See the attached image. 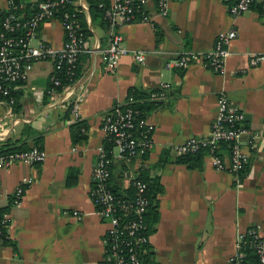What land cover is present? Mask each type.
Returning <instances> with one entry per match:
<instances>
[{"label": "crops", "instance_id": "crops-1", "mask_svg": "<svg viewBox=\"0 0 264 264\" xmlns=\"http://www.w3.org/2000/svg\"><path fill=\"white\" fill-rule=\"evenodd\" d=\"M144 1L148 20L121 28L122 45L143 51L144 63L128 55L116 68L107 69L101 53L109 31L86 17L91 35L84 40L86 51L79 56L83 74L71 96L81 97L78 115L87 126L84 139L72 140V121L63 101L66 89L49 88L52 61L33 64L12 111L0 105V144L13 138L18 145L40 146L46 152L45 160L32 166L0 167V208L8 207L10 221V240L0 245V264H100L106 226L96 214L89 189L98 148L107 143L102 118L126 101L133 87L150 93L166 85L165 98L146 114L145 122L152 126L150 149L127 159L111 145L110 179L126 190L141 173L159 176L158 219L148 235L155 263L231 264L240 234L259 226L264 235V60L249 65L251 54L264 52L259 1L236 17L228 11L236 0H172L166 16L157 13L155 0ZM83 4L84 0L75 2ZM6 5L0 0V12ZM228 29L237 36L228 45L221 72L198 61L184 68L175 64L182 51L211 49L218 33ZM38 36L53 48L63 42L56 21L43 23ZM220 93L243 113L249 129L241 138L248 157L242 177L214 169L209 155L199 168L175 162L176 145L188 137L209 135ZM25 177H31L32 184L18 202L10 203Z\"/></svg>", "mask_w": 264, "mask_h": 264}, {"label": "built area", "instance_id": "built-area-1", "mask_svg": "<svg viewBox=\"0 0 264 264\" xmlns=\"http://www.w3.org/2000/svg\"><path fill=\"white\" fill-rule=\"evenodd\" d=\"M9 13L3 18L0 32V105L11 109L15 104L14 92L20 87L31 71L33 64L42 60L52 61L53 74L62 72L67 84L63 86L66 93L63 101L69 111V118L75 121L79 118L78 108L81 100L80 94L71 100L74 94V85L79 79H74L75 67L81 53L86 51L83 44V35L77 29L75 12L60 11L65 5H75L76 0H42L36 5V11L24 19L18 11L23 9L25 2L5 0ZM172 0H155L157 13L166 16L168 4ZM255 0H236L229 6V14L236 17L250 9ZM261 13L264 14V0H258ZM83 9L86 6L82 5ZM146 11L144 0H114L105 9L104 18L108 21L109 41L102 50L101 56L107 69L116 68L123 56H131L137 62L144 63L146 54L122 45L123 34L121 28L136 18V12ZM144 16L141 21L148 20ZM56 21L63 31V42L58 48H53L42 40H38L39 28L43 23ZM237 36L234 29L220 31L214 45L207 51L186 50L180 53L175 64L178 67H187L193 62H201L215 72L224 69L226 58L229 55L228 45ZM264 60V52L254 53L249 57V65L257 66ZM55 91L62 80L55 74L50 78ZM166 85L151 95V99L165 98ZM136 101L133 95L124 102L117 103L107 111L102 118V130L106 141H109L118 150L120 157L133 158L148 150L152 146V126L142 120L138 125L143 129L139 136L135 134V115L137 111L132 107L121 108L122 104ZM10 111V112H11ZM0 125L3 121L0 120ZM249 133L244 126L243 113L234 106L225 93H220L216 101V114L211 124L210 133L204 139L209 145L208 155L214 169L232 174L238 173L248 162V157L242 151L241 138ZM198 137H188L184 142L176 145V155L196 151L200 146ZM220 141H228L229 153L216 155ZM46 158V152L40 146H32L27 150L12 151L0 154V167H9L16 163L35 165ZM112 150L100 146L97 151V162L93 172V183L89 194L96 214L104 222L106 228L103 235V255L100 264H142L141 249L148 242L144 234L146 229L145 214L149 205L146 194L147 184L141 179H133L132 198L117 197L110 188V165ZM33 179L25 177L17 185L14 202H18L24 190L31 185ZM130 214H133L129 218ZM8 218L7 214L3 215ZM245 235L253 237V247L258 257L257 264H264V235L259 226H250L240 234L236 242V251L230 256L231 264H243V252L240 246ZM1 245V240H0Z\"/></svg>", "mask_w": 264, "mask_h": 264}, {"label": "trees", "instance_id": "trees-1", "mask_svg": "<svg viewBox=\"0 0 264 264\" xmlns=\"http://www.w3.org/2000/svg\"><path fill=\"white\" fill-rule=\"evenodd\" d=\"M22 0H15V2H20ZM39 1L37 0L34 3H25L23 9L21 11H18L19 14H21V17L26 19L28 16H31L36 11V5ZM87 6V10H84L81 5H65L64 7L60 8V11L63 10H70L75 12V17L77 19V29L78 31L83 35V44L84 40H86L90 35L91 32L89 30V24L87 23V15L90 18V23L98 22L101 24V26L108 28L109 23L104 18V12L107 7L110 6L109 0H84ZM23 2V1H22ZM255 2V1H254ZM260 7V3H259ZM9 13L8 10L4 12H0V32L1 30V23L3 18ZM144 16H147L146 11H138L136 12V18L135 21H141ZM75 76L74 79H80V77L83 74L82 67L79 64V60L76 64V67L74 69ZM57 75L61 80L62 83L60 86L56 87L58 91H60L65 84H67V81L65 80V75L62 72H56L52 73V75ZM51 78V77H50ZM50 82V81H49ZM22 82H20L21 84ZM53 87L52 83H49V88L51 89ZM160 89H156L148 92H142L138 88L133 87L130 89L128 95H133L136 98V101L130 104H122L121 108L125 107H132L134 110L137 111V114L135 115V134L139 136V133L143 130L138 123L142 120H145L146 114L149 113L151 110L157 108L160 106L163 101L160 100H154L151 99V95L154 92L159 91ZM14 95L17 96V90L14 92ZM69 113V111H68ZM245 126V125H244ZM70 132L72 136V140L74 142L80 141L85 138L87 133V126L84 120L81 118H78L75 121H72L70 124ZM200 146L199 148L194 152L185 153L182 155H179L176 157L175 162L180 164H186L188 167H196L199 168L202 164L204 156L208 155L209 153V145L204 144L205 138H200ZM35 144L38 145L39 139L35 138ZM18 141L14 140L13 138L7 139L4 143L0 144V154L12 152V151H22L27 150L29 147L25 144H17ZM105 143V149L111 150V143L109 141H106ZM229 142L228 141H220L218 143V148L215 150L216 155H224L229 153L228 149ZM164 161H160V165H162ZM248 163V162H247ZM246 165L238 172L236 173L239 176H243L247 171L248 168H246ZM141 179L147 184L146 194L149 199V205L147 208V212L145 214V223H146V229L143 231L146 236H148L150 233L154 231V224L156 223L158 219V212H157V203L155 200V196L158 192L162 190V185L159 181V176L155 177H147L143 175L142 173L135 177V179ZM110 181L112 182L110 184ZM109 184L112 192L117 197H127L132 198L133 195V188L132 186L129 187L126 190H122L120 188V185L113 181V179H110ZM15 196L10 198V203L14 202ZM8 207L0 208V240L1 245L9 242V235L7 231V226L9 224V218H4V214H6ZM133 214H130L129 218H131ZM240 250L243 252L244 256L242 257L243 264H257L258 263V257L255 252V248L253 247V237L251 235H245L243 238V243L240 246ZM141 263L142 264H156L155 261L152 259L153 252L151 251V246L148 242H146L141 249Z\"/></svg>", "mask_w": 264, "mask_h": 264}]
</instances>
